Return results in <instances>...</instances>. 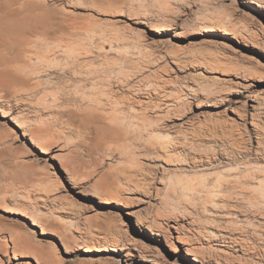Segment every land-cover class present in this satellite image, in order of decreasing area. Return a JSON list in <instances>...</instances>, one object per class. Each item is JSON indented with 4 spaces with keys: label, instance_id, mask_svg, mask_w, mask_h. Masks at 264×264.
<instances>
[{
    "label": "rangeland",
    "instance_id": "rangeland-1",
    "mask_svg": "<svg viewBox=\"0 0 264 264\" xmlns=\"http://www.w3.org/2000/svg\"><path fill=\"white\" fill-rule=\"evenodd\" d=\"M48 9L85 32L0 44L10 65L44 69L36 89L0 88V264H154L169 252L159 230L172 218L161 216L189 200L197 209L183 227L209 264H264V209L247 208L255 190L241 194L249 186L236 180L264 176V0H50ZM123 118L128 140L113 137ZM131 125L171 152L150 149ZM172 182L191 196L168 195Z\"/></svg>",
    "mask_w": 264,
    "mask_h": 264
},
{
    "label": "bare ground",
    "instance_id": "bare-ground-1",
    "mask_svg": "<svg viewBox=\"0 0 264 264\" xmlns=\"http://www.w3.org/2000/svg\"><path fill=\"white\" fill-rule=\"evenodd\" d=\"M53 1V0H52ZM50 2V0H49ZM48 0H0V44H2L4 41H6L5 37L7 36H25L26 34L29 35H35L38 36V39L41 38L43 40L47 39V38H53L54 36L57 35V38L64 37L68 40L66 42H69V40H73L72 38L78 36L77 39H79V34L77 35L78 32L83 31V33L85 32L84 30H78L79 28H77L76 26L79 24H77V21H73V18L71 19H65L62 15H59L57 12L54 11H50L51 9H48V5H49ZM53 3V2H52ZM52 6V4L50 5ZM54 6V5H53ZM56 6V5H55ZM94 7V6H93ZM92 7V8H93ZM51 8V7H49ZM91 8V9H92ZM90 9V8H89ZM52 10H54V8H52ZM55 10H58L57 8H55ZM61 11V10H60ZM62 11H64L62 9ZM61 11V14H62ZM59 12V11H58ZM60 13V12H59ZM65 14V12L63 13ZM68 14V13H67ZM67 16V15H66ZM69 16V15H68ZM215 20V19H214ZM217 22H221V20L216 19ZM87 22V21H86ZM84 23L87 24V23ZM89 22V21H88ZM75 23L77 25H75ZM97 23V22H96ZM216 23V22H215ZM218 24V23H217ZM222 24V22H221ZM83 25V26H84ZM91 25V24H90ZM230 25V24H229ZM80 26V24L78 25ZM88 28V24L87 26H85ZM86 28V31L88 32ZM104 28V27H103ZM82 29H84V27H82ZM100 30V29H99ZM104 31V30H103ZM227 31H230L227 29ZM94 32V31H93ZM244 32V31H243ZM245 33V32H244ZM59 34V37H58ZM32 35V36H33ZM99 35V34H98ZM249 35V34H248ZM257 35V34H256ZM254 36V35H253ZM10 38V37H9ZM26 39V38H24ZM40 39V40H41ZM61 39V38H59ZM75 39V38H74ZM75 39V40H77ZM118 39V38H116ZM258 39V38H257ZM21 40V39H20ZM51 40V39H49ZM55 40V38H54ZM62 40V39H61ZM64 40V38H63ZM42 41V40H41ZM60 41V40H57ZM75 42V41H74ZM73 42V43H74ZM72 43V42H71ZM72 43V44H73ZM70 43H68V46ZM14 45V44H13ZM30 45V44H29ZM67 45V44H66ZM110 45V44H109ZM58 49L60 48V45ZM68 46H66V49H68ZM64 47V46H63ZM3 48V47H2ZM56 48V47H55ZM71 48V47H69ZM73 48V47H72ZM1 49V48H0ZM58 49H55L56 51ZM63 49V48H62ZM98 49V48H97ZM36 50V49H35ZM50 50V49H49ZM83 50V49H82ZM90 50V49H89ZM89 50L83 52V53H75V52H71L69 50L68 52V57L69 59H73V60H78L79 59H87V56L89 55ZM8 51V50H7ZM51 51V50H50ZM59 51V50H58ZM67 51V50H66ZM81 51V50H80ZM27 52V51H26ZM43 52V51H42ZM49 52V51H47ZM53 53V51H51ZM50 52V53H51ZM77 52V51H76ZM4 53V51L2 52V54ZM59 54V53H58ZM67 54V53H66ZM37 56V55H36ZM41 56V55H39ZM93 56V55H92ZM43 56H41L42 59ZM66 57V56H65ZM90 57V56H88ZM37 58V57H36ZM40 57H38L39 59ZM9 59V58H8ZM91 58H89L90 61ZM8 61V60H7ZM7 61H5V58H0V65H3L2 68H0V88L6 85H11L13 88L14 87H19V86H24L26 84H30L32 85V87H30V89L32 88H38L39 83H41L39 81V76L41 75L42 70L44 69H40V71L36 70L35 68H32V66L27 67V66H13L10 65L9 63H7ZM67 61V60H66ZM65 61V63H66ZM70 61V60H69ZM67 61V62H69ZM83 61V60H82ZM86 63H90V62ZM74 62V61H73ZM77 62V61H76ZM75 63H72V65H76ZM85 62V61H84ZM111 62V61H110ZM224 62V61H223ZM47 63V62H46ZM83 63V64H86ZM213 63V62H212ZM218 63V62H217ZM66 64H70V63H66ZM77 64H79L77 62ZM82 63L80 62V65ZM74 65H73V69H74ZM67 66V65H66ZM77 66V65H76ZM216 66V65H215ZM72 67V66H71ZM79 67V66H78ZM110 67V66H109ZM116 67V66H115ZM40 68V67H39ZM42 68V67H41ZM76 68V67H75ZM100 68V67H99ZM77 69V68H76ZM69 70V69H68ZM83 71V70H82ZM44 71H42V74ZM74 73V72H73ZM82 76V75H80ZM80 78V77H79ZM41 85V84H40ZM95 85V84H94ZM38 86V87H37ZM8 87V86H7ZM206 87V86H205ZM35 88V89H36ZM122 88V87H121ZM1 90V89H0ZM68 90V89H66ZM205 90V89H204ZM129 91V90H128ZM11 93V92H10ZM53 93V92H52ZM51 94V93H50ZM181 94V93H180ZM54 95V94H53ZM75 95V94H74ZM111 95V94H110ZM124 95V94H123ZM143 95V94H142ZM50 96V95H49ZM55 96V95H54ZM180 96V95H179ZM178 96V97H179ZM12 97V96H11ZM52 98V97H51ZM177 98V97H176ZM124 99V98H123ZM45 100V99H44ZM117 100V99H116ZM138 100V99H137ZM174 100V99H173ZM5 101V100H2ZM40 101V100H39ZM128 101V99H127ZM176 101V100H175ZM179 102V101H178ZM10 103V102H9ZM18 103V102H17ZM36 104V103H35ZM51 105V104H50ZM188 105V104H187ZM10 106V105H9ZM138 107V106H136ZM140 108V107H139ZM5 107H3L0 104V113L3 114V112ZM63 109V108H62ZM133 109V108H132ZM135 109V107H134ZM138 109V108H137ZM7 110V109H6ZM176 110V109H175ZM85 112V111H83ZM7 114V113H6ZM78 114V113H77ZM76 117V116H75ZM69 118V117H68ZM145 118V117H144ZM39 119V118H38ZM117 120V119H116ZM162 120V119H161ZM65 121V120H64ZM63 121V122H64ZM114 122V121H113ZM130 121L127 118H123L121 119L118 124L117 127L115 129H113V134L115 136L113 137H118L121 139H126L128 134L131 132V128L129 130V128H127V126L129 125ZM110 123V122H109ZM56 124V123H55ZM115 125V123H113ZM82 127V126H81ZM132 130L135 129V134L137 132H139V127L136 126V128H134L135 126L131 125ZM23 128V127H21ZM145 128V127H144ZM142 130V129H141ZM140 130V131H141ZM130 131V132H129ZM181 131V130H180ZM112 132V131H111ZM10 133V132H8ZM141 135L139 133V138H141L140 136H142V133L146 136V139L144 140V143L150 148V149H154L156 146H159L163 151L165 152H169L171 150V144L168 140H163L161 138L158 139H154V135L152 133H149L147 131H143L140 132ZM6 134V133H4ZM3 134V135H4ZM88 134V133H87ZM132 134V133H131ZM111 135V134H110ZM9 136V135H8ZM96 136V135H95ZM7 137V136H6ZM5 137V138H6ZM13 137V136H12ZM116 137V138H117ZM130 137V134L129 136ZM137 137V138H138ZM143 137V136H142ZM158 137V136H157ZM136 138V137H135ZM136 138V139H137ZM184 138V137H183ZM190 138V137H189ZM8 139V137L6 138ZM128 140V138L126 139ZM135 140V139H133ZM140 141V139H139ZM143 141V140H142ZM138 142V140H137ZM131 144V143H130ZM129 144V145H130ZM121 154H122V158L124 160V162L127 163L128 168H133V169H140L142 162H141V158L137 157L134 155L133 151L129 148H121L120 149ZM171 152V151H170ZM264 155V154H263ZM259 156V155H258ZM183 159V158H182ZM254 160V159H253ZM176 161V160H175ZM169 162V161H168ZM200 163V162H199ZM190 164V163H189ZM195 165V164H194ZM201 165V164H200ZM245 168V167H244ZM236 170V169H235ZM234 171V170H233ZM232 171V172H233ZM178 172V171H177ZM142 174V173H141ZM166 175V174H165ZM172 175H175V173H172ZM47 178V177H46ZM236 180H241V182H243V185L245 186H249V188H247V190H242L244 189V186L241 187V190L239 191L241 194L243 195H249V191L251 190H255V195L251 196L248 200V209H251V211L256 210V212H262V210L264 209V176L261 174H257L255 172H247L246 174H244L241 178L236 177ZM253 180L255 182H253ZM101 180L95 185L98 186L99 184H101ZM178 182V180H177ZM48 183V182H47ZM173 184H168L166 186L168 195H172V197H175L176 194H180V197L185 198L186 193L190 192V196H191V192L189 186H187L186 184L184 186H180V189L177 188L178 184H174V182H172ZM186 183V182H185ZM163 185V184H162ZM199 185V184H198ZM197 185V186H198ZM241 185V184H240ZM196 186V187H197ZM193 190L195 189L196 191V195L199 197L204 190V184H200V186L198 188H195V186H193ZM165 189V190H166ZM124 190V189H123ZM122 190V191H123ZM206 190V189H205ZM193 191V193L195 192ZM121 193L120 189H114L110 191V197L113 198L114 200L117 201H121L122 198L119 197ZM166 193V192H165ZM195 194H193L195 196ZM157 195V193H156ZM167 195V194H165ZM167 195V196H168ZM189 195V194H188ZM252 195V194H251ZM179 197V198H180ZM196 197V196H195ZM166 198V197H165ZM215 198V196H214ZM169 199V197H168ZM201 199V198H200ZM223 199V198H222ZM225 199V198H224ZM177 200V199H176ZM186 200V199H185ZM226 200V199H225ZM180 201V200H179ZM195 201V200H194ZM194 201H187L189 204L188 207H180L179 204L173 205L172 206V215L171 214H166L163 215L161 217L164 218H172V226L171 227H166V229H160L159 232L161 233V235L163 236L164 239V246L165 248L169 251L167 252V256H160L159 258H155L153 259V263L154 264H180L178 263L177 256H175L176 259H172V254H179L180 252H183L184 255L186 257H190L189 260H191V264H209L207 260L204 259V257H202L199 253H197L198 251L195 250L196 248H194L193 246V241L187 237L186 235V226L183 227V223L182 221L184 220H188V221H192L194 220L193 218V213L196 212L197 207H195V203ZM184 203L186 201H183ZM182 203V200H181ZM198 203V202H197ZM207 203L212 205L213 207L216 206L217 204L214 202V200L212 199V197L207 200ZM198 205V204H197ZM190 206L193 212H190ZM231 206V205H230ZM232 209V208H231ZM165 210V209H164ZM202 210V209H201ZM198 211V210H197ZM203 212L206 211V209L203 208L202 210ZM218 211V210H216ZM127 214V213H126ZM134 214V212H133ZM132 213L128 212V215H132L134 216ZM164 214V213H163ZM162 215V214H161ZM136 216V215H135ZM159 215V218H161ZM135 218V217H134ZM163 219V218H162ZM135 220V225L141 224V221L138 219H134ZM146 221V220H145ZM199 221V220H198ZM214 222V221H213ZM163 223V222H162ZM170 223V222H168ZM182 223V224H181ZM202 223V222H201ZM188 225V224H187ZM154 226V225H153ZM170 226V225H169ZM143 227V225H142ZM160 227V226H159ZM165 227V226H164ZM150 228V227H149ZM149 228H147V230H150ZM152 228V227H151ZM158 228V227H157ZM185 229V230H184ZM20 230V229H19ZM154 231V230H153ZM20 232V231H19ZM18 232V233H19ZM151 232V230H150ZM158 232V231H157ZM188 233V232H187ZM18 235V234H17ZM159 233L156 234V236L159 237ZM19 236V235H18ZM28 236V234H27ZM189 236V235H188ZM16 238V243H17V237ZM24 238V236H23ZM26 238V237H25ZM31 238V237H30ZM19 240V239H18ZM21 242L27 246L28 248H31L36 255H38L40 252V250L38 249L37 246H35L34 244H32L30 242V240L27 239H21ZM21 242L17 243V244H21ZM104 244V243H103ZM39 245V244H38ZM21 246V245H20ZM22 247H24L22 245ZM32 251V252H33ZM197 251V252H196ZM33 252V253H34ZM205 252V251H204ZM38 253V254H37ZM188 259V258H187ZM214 261V260H213ZM194 262V263H193ZM217 263V262H216ZM219 263V262H218Z\"/></svg>",
    "mask_w": 264,
    "mask_h": 264
}]
</instances>
